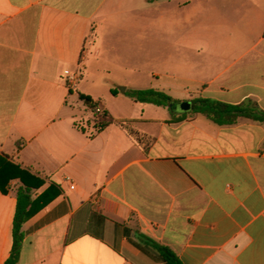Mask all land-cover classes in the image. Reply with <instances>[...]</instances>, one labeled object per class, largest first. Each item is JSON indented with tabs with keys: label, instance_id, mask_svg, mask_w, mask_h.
<instances>
[{
	"label": "crops",
	"instance_id": "obj_1",
	"mask_svg": "<svg viewBox=\"0 0 264 264\" xmlns=\"http://www.w3.org/2000/svg\"><path fill=\"white\" fill-rule=\"evenodd\" d=\"M146 89L180 103L124 94ZM79 94L124 123L98 131ZM198 98L264 110V0H0V155L45 182L34 199L62 190L19 264H162L141 237L183 264H264V123H171ZM22 186L0 192V264Z\"/></svg>",
	"mask_w": 264,
	"mask_h": 264
},
{
	"label": "trees",
	"instance_id": "obj_2",
	"mask_svg": "<svg viewBox=\"0 0 264 264\" xmlns=\"http://www.w3.org/2000/svg\"><path fill=\"white\" fill-rule=\"evenodd\" d=\"M119 93L118 89L112 90L113 96H117ZM124 94L136 103L152 104L157 107L169 108L171 105L180 103L158 89L130 90ZM79 98L93 115L94 124L98 131L111 125H122L124 123L115 120L105 111L95 114V110L100 107V103L93 102L92 98L82 94H79ZM190 104L192 106L191 111L180 116L173 113L171 123L182 122L189 114L203 115L219 126L233 125L240 118L264 123V110L252 100L239 105H230L211 99L198 98L192 100ZM14 180L21 181L23 186L17 191V206L12 227V249L5 264H19L24 242V224L62 194L60 188L51 185L41 196L34 199L33 192L41 189L45 182L8 162L6 157L0 155V192L3 195L8 193L7 187ZM141 241L156 252L157 259L162 264H183L178 255L169 247L146 237H141ZM136 245L141 250L148 252L141 244L137 243Z\"/></svg>",
	"mask_w": 264,
	"mask_h": 264
},
{
	"label": "rangeland",
	"instance_id": "obj_3",
	"mask_svg": "<svg viewBox=\"0 0 264 264\" xmlns=\"http://www.w3.org/2000/svg\"><path fill=\"white\" fill-rule=\"evenodd\" d=\"M171 41H174V38H171ZM163 52H164V49H163V44L161 42V38H158V36H156V39H155V66H156L155 69L156 71H161L162 69L161 61L163 57ZM145 77L146 75H144V78ZM146 80L143 82V84L145 83V85H146ZM179 108H182V104L179 106ZM157 110H160L162 112H169L167 109H164V108H160V109L157 108Z\"/></svg>",
	"mask_w": 264,
	"mask_h": 264
},
{
	"label": "built area",
	"instance_id": "obj_4",
	"mask_svg": "<svg viewBox=\"0 0 264 264\" xmlns=\"http://www.w3.org/2000/svg\"><path fill=\"white\" fill-rule=\"evenodd\" d=\"M79 81H80V75H78L77 73H68L66 76V83L68 85V88L70 90H76L78 88L79 85ZM101 112L100 107L96 108L95 110V114H98ZM96 200L98 199L97 197H94ZM151 227L155 228L156 225L155 224H151Z\"/></svg>",
	"mask_w": 264,
	"mask_h": 264
},
{
	"label": "water",
	"instance_id": "obj_5",
	"mask_svg": "<svg viewBox=\"0 0 264 264\" xmlns=\"http://www.w3.org/2000/svg\"><path fill=\"white\" fill-rule=\"evenodd\" d=\"M123 90H124V88H123ZM171 106H172V105H171ZM191 108H192V106H191L190 103H183L181 109H182L183 111L189 112V111H191Z\"/></svg>",
	"mask_w": 264,
	"mask_h": 264
}]
</instances>
